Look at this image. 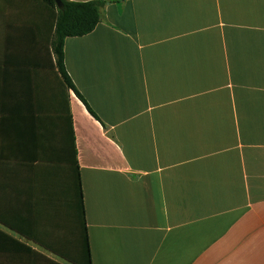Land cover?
Masks as SVG:
<instances>
[{
	"label": "crops",
	"instance_id": "obj_1",
	"mask_svg": "<svg viewBox=\"0 0 264 264\" xmlns=\"http://www.w3.org/2000/svg\"><path fill=\"white\" fill-rule=\"evenodd\" d=\"M105 1L64 45L92 264H264V0ZM41 11L0 0V264H72L17 231L70 195L25 150Z\"/></svg>",
	"mask_w": 264,
	"mask_h": 264
},
{
	"label": "trees",
	"instance_id": "obj_2",
	"mask_svg": "<svg viewBox=\"0 0 264 264\" xmlns=\"http://www.w3.org/2000/svg\"><path fill=\"white\" fill-rule=\"evenodd\" d=\"M35 1L42 7L40 20L43 27L39 30L38 48L41 52L46 50L41 68L48 72V77L45 81L42 79L39 86L28 88L34 100L25 103L30 112L29 118L26 113L24 125L25 150L33 161L65 167L69 174L70 195L65 205L57 209H30L29 225L26 214L25 227L17 226V231L26 238L41 242L49 251L72 264H92L69 93L73 92L87 111L100 120L66 71L64 45L67 38L92 33L101 22V11L108 2L61 0L62 8H58L54 0ZM41 97L45 99L41 100ZM101 124L113 138L107 126Z\"/></svg>",
	"mask_w": 264,
	"mask_h": 264
},
{
	"label": "water",
	"instance_id": "obj_3",
	"mask_svg": "<svg viewBox=\"0 0 264 264\" xmlns=\"http://www.w3.org/2000/svg\"><path fill=\"white\" fill-rule=\"evenodd\" d=\"M58 8H62V1L61 0H54Z\"/></svg>",
	"mask_w": 264,
	"mask_h": 264
}]
</instances>
